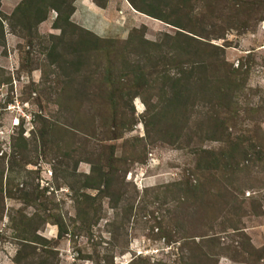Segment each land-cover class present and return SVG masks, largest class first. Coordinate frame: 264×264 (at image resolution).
<instances>
[{
    "label": "rangeland",
    "instance_id": "374dc122",
    "mask_svg": "<svg viewBox=\"0 0 264 264\" xmlns=\"http://www.w3.org/2000/svg\"><path fill=\"white\" fill-rule=\"evenodd\" d=\"M20 1L0 0V264H264V0H48L73 2L61 36Z\"/></svg>",
    "mask_w": 264,
    "mask_h": 264
},
{
    "label": "trees",
    "instance_id": "16d2710c",
    "mask_svg": "<svg viewBox=\"0 0 264 264\" xmlns=\"http://www.w3.org/2000/svg\"><path fill=\"white\" fill-rule=\"evenodd\" d=\"M106 4H107V2H106ZM20 7L21 8H24V9L25 8H28V11L30 13H34V11L38 12L39 15L37 16V19H38L39 22H41L44 19H46L48 8L51 7L52 9H54L57 12V15H55L56 17L54 18V20H55L54 21V27L60 29V32H58V35L59 36L63 35L62 34L63 29L61 28L62 27L61 26L62 24H60V22L61 23L65 22L67 24H70L71 26L73 24L69 20L70 14H72V12H73V2H71V11H70V13L69 14H62V15H61V11H60L61 10L60 9V6L59 5H55V4H49L48 3V0H21L20 3H18L17 8H20ZM137 10L140 11V12L145 13L144 11H142V10H140L138 8H137ZM22 11H23V13L25 12V10H22ZM150 15L151 16H154V17L156 16V15H153V14H150ZM158 17L159 16H157L156 18H158ZM159 18L162 19L161 17H159ZM162 20L168 22V24L170 23L168 20H165V19H162ZM0 24L2 25V31H3L4 28H3V24H2V20L1 19H0ZM170 24H172V26L173 25L174 26H177L174 23H170ZM192 39H194V38H192ZM53 42H55V40ZM81 43L84 44V42H81ZM55 48H56V45L55 44L54 45H51V47H50V50H51L50 54L53 55L52 63H54L55 62V58L59 56L57 53H54ZM92 49H94V45H91L90 48L87 49V51H92ZM178 63H180V62H178ZM182 66H183V64H180L179 65V68L177 70V78H175L173 80V84L171 86V89H172V100L174 102H183V99L181 98V91L182 90L181 89H178L177 88V85L180 82H182V80L184 78L191 76V71H189V70L186 71L185 70L186 68L185 67L182 68ZM198 68H200V69L202 68V71L203 70L206 71L205 66L203 64H201V63H198V62H194L190 66L189 69L192 70L193 73H194V75H195V74H198L197 72L195 73V71L198 70ZM141 74H143V72H141ZM143 84H145V83H143ZM181 86H182V84H181ZM173 87H175L177 89V92L176 91H173Z\"/></svg>",
    "mask_w": 264,
    "mask_h": 264
},
{
    "label": "crops",
    "instance_id": "0c3cea01",
    "mask_svg": "<svg viewBox=\"0 0 264 264\" xmlns=\"http://www.w3.org/2000/svg\"><path fill=\"white\" fill-rule=\"evenodd\" d=\"M81 4H83V2L85 1L86 2V7H88L90 9V12L96 10V12H99V13H96L97 15H101L100 17L103 18V15L102 13L104 12V10H108L111 6L113 8V0H108L107 1V5L105 7H100L98 5H95V3L92 1V0H79ZM107 8V9H106Z\"/></svg>",
    "mask_w": 264,
    "mask_h": 264
},
{
    "label": "clouds",
    "instance_id": "9594fccd",
    "mask_svg": "<svg viewBox=\"0 0 264 264\" xmlns=\"http://www.w3.org/2000/svg\"><path fill=\"white\" fill-rule=\"evenodd\" d=\"M144 14V13H143Z\"/></svg>",
    "mask_w": 264,
    "mask_h": 264
}]
</instances>
